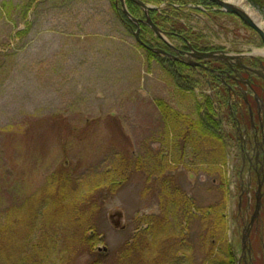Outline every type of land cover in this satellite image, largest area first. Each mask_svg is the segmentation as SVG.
I'll use <instances>...</instances> for the list:
<instances>
[{
	"label": "rangeland",
	"instance_id": "1",
	"mask_svg": "<svg viewBox=\"0 0 264 264\" xmlns=\"http://www.w3.org/2000/svg\"><path fill=\"white\" fill-rule=\"evenodd\" d=\"M246 1L264 21V0H259L261 7ZM207 13L201 8L181 20L202 35L203 44L238 52L264 50L261 37L240 18ZM194 74L203 81L209 78L199 69ZM209 82L212 86L203 84V93L215 96L209 88L219 84L213 78ZM201 90L183 91L156 59H149L109 0H0V235L6 238V218L15 222L21 205L22 217H27V201L64 172L69 191L77 190L79 182L104 177L103 187L92 195L97 236L93 252L80 249L67 255L60 249L50 264L62 259L66 264L220 261V248L241 212L239 197H246L238 190L243 145L231 134L226 164L215 161L214 138L181 122L168 132L158 106L161 99L196 123L204 101ZM218 101L216 111L229 118L227 105L234 101L224 93ZM226 127L232 129V123ZM174 153L178 161L171 160ZM156 165L165 167L162 177ZM164 180L181 187L202 211L190 212L186 220L184 206L177 208L170 227L161 228ZM220 203L228 223L219 234ZM146 219L154 221L151 235L141 234L148 227ZM234 225L236 234L238 223ZM48 230L60 231L56 226ZM33 233L38 236L37 229ZM256 238L257 264H263L262 242ZM6 246L0 263L6 259ZM98 246L107 251L98 252Z\"/></svg>",
	"mask_w": 264,
	"mask_h": 264
},
{
	"label": "trees",
	"instance_id": "2",
	"mask_svg": "<svg viewBox=\"0 0 264 264\" xmlns=\"http://www.w3.org/2000/svg\"><path fill=\"white\" fill-rule=\"evenodd\" d=\"M112 3V8L115 14L119 17L121 25L130 33L134 34V31L138 29L137 25L127 17L121 7L118 0H109ZM148 4L155 6H161L165 4L160 10H152L150 15L160 28L165 30L171 39H179L183 41L179 36L182 34L187 37L194 45L201 49L208 50L209 46L203 44L202 35L196 33L181 22L182 18L191 17L192 11H201L200 6L212 7L216 6L215 3H211L209 0H143ZM254 5L261 7L259 0H250ZM192 4V7H188ZM127 6L134 18L141 21L146 20V13L144 9L138 5L135 1L127 0ZM264 8V5H262ZM219 11H214L213 13H218ZM141 25V38L147 43L164 48L165 43L158 37L153 38V30L144 22ZM26 32V31H25ZM157 42L156 44H153ZM147 56L149 59H156L164 69L174 77L175 82L183 91H190L195 89L196 76L194 74V69L181 61H173L168 57H164L159 54H155L151 51H147ZM200 81L202 84L206 85L207 82ZM203 85V86H204ZM158 106L163 114L167 113L168 103L163 100H158ZM228 106V105H227ZM199 121L196 124V131L203 135V137L209 135L213 139V143L217 146L218 158L215 159L219 161L225 160V153L228 147L227 139L224 135L223 124L220 121L219 113L216 111V106L213 101L207 97L204 99L203 103L199 106ZM183 116V115H179ZM193 121V120H192ZM225 149V150H224ZM225 151V152H224ZM164 157V156H163ZM222 157V159H221ZM218 163V162H217ZM164 166V165H163ZM165 167H158L156 165L155 171H158L159 177H162ZM111 169L108 170L110 172ZM64 173V172H63ZM61 173L59 176L50 178L42 190L35 196L31 197L26 205L23 212L26 211L27 217H22L21 207H18L17 216L15 222H12L10 218H6V238L0 235V252L2 250V245L8 243L6 246L7 253L6 259L0 264H50V259L53 253L61 249L63 253L73 252L77 253L80 249L93 252L95 246V240L97 236V230L94 224V210L97 207L95 201L92 197L95 192L103 187L105 183L104 177L99 180H93L92 178L85 180L84 182L78 183V189L75 191H69V182L66 177ZM107 176L113 178L112 173H107ZM114 182V181H113ZM112 182V183H113ZM165 186L161 191L160 204L163 206V210H178L184 206V218L189 219L190 208L195 206L194 202L188 199L182 193L172 190L168 187V181L164 180L162 182ZM93 195V196H92ZM91 201V206L88 209L87 203ZM182 203V204H181ZM224 204V203H223ZM219 205L218 211V221L215 226L217 233H221L225 225L227 226V213L222 211V204ZM225 205V204H224ZM196 209V207H194ZM187 209V210H186ZM224 209V208H223ZM200 208L196 209V214L201 212ZM225 214L226 218L224 217ZM170 215L164 214V218L160 221V227L163 229L170 227L169 220H172ZM49 223L57 226L63 230V233L68 234L69 238L67 240H56L53 236L59 235L57 233L50 232L48 230ZM147 228L143 229L141 234H150L149 231L152 229L154 221L151 219L147 221ZM151 224V225H149ZM14 225V228L12 227ZM36 227L38 231V236H33L34 229ZM31 228L25 236L22 235L23 231ZM228 229V227H227ZM224 231V230H223ZM213 232V231H212ZM214 233V232H213ZM33 236V237H32ZM139 236V235H138ZM32 237V238H31ZM214 237V236H212ZM139 237L134 238V241ZM135 241V242H136ZM214 241V240H213ZM129 249H132V245H129ZM222 249V254H220V261L214 259L215 264H236L235 251L229 246L227 240L224 241V246ZM147 250L146 255L149 252V246L145 248ZM76 251V252H75ZM1 254V253H0ZM146 255H143L146 257ZM67 259H62L61 264H66ZM170 261L169 264H171ZM213 262V264H214ZM56 264V260L53 261Z\"/></svg>",
	"mask_w": 264,
	"mask_h": 264
},
{
	"label": "flooded vegetation",
	"instance_id": "3",
	"mask_svg": "<svg viewBox=\"0 0 264 264\" xmlns=\"http://www.w3.org/2000/svg\"><path fill=\"white\" fill-rule=\"evenodd\" d=\"M165 48L178 55L179 60L184 63L192 60L188 54H185L190 51L186 43L174 47L165 44ZM201 63L212 69L210 71L196 67L199 72L203 71L209 76L208 81L210 78L215 79L217 83L218 80L221 81L233 94L229 97L227 92L229 101H234L233 105H230V119L236 125V129L233 130L235 140L243 145L238 153L241 161L240 177H242L238 189L246 196V201H242L244 208L241 209L239 216L241 215L246 239L247 235L251 238V243L246 245L249 259L246 255L243 256L242 261L241 257H238V263L257 264L258 257L253 238L257 236L256 239L261 240L264 245V86L259 83V81L264 83V59L236 58L228 62V65L211 60ZM252 92L258 93V100ZM251 100L255 101L254 106L249 105Z\"/></svg>",
	"mask_w": 264,
	"mask_h": 264
},
{
	"label": "bare ground",
	"instance_id": "4",
	"mask_svg": "<svg viewBox=\"0 0 264 264\" xmlns=\"http://www.w3.org/2000/svg\"><path fill=\"white\" fill-rule=\"evenodd\" d=\"M227 1L230 2V3H232L233 5H235V6H237V7L242 8V9H243L246 13H248L252 18H254V19L258 22V24L261 26V28L264 30V21L262 20L261 15H260L259 13H257V11H256L255 9H253V8L251 7V5H250L246 0H227ZM206 8H207V11H210V13H208V14H213L214 11L217 12L218 10H221V9H216V10H214L210 5H208V7H206ZM221 11H223V10H221ZM226 13H228V12H226ZM151 18H152V17H151ZM156 25H157V24H156ZM142 40H143V39H142ZM143 41H144V40H143ZM144 42H146V41H144ZM146 43H147V42H146ZM263 44H264V43H263ZM220 51H223V52H224L225 54H227V55H229V54H235V55H236V58H239V59H243V58H245V57H249V58H258V59H260V60H263V59H264V50H259V51L257 50V51H254V53H255L256 55H251V56H242V55H241L242 52L232 51V50L227 49V48H221ZM227 59H229V58H225L224 60H227ZM229 60H232V58H230ZM202 78H203L202 75H198V76L195 78V80H196V83H195V85H196V86H195V89H194V90H190V91H195V90L198 89V88L202 89V90L200 91V93L204 96V99H207V97L210 98V99L213 101V104H215V103L219 104V103H220V101H218V100L221 98V93H224L225 96H227V97H228V93H227V92H229V97H231V95H233L232 92L230 91L231 89L227 88L226 84H223V83H222L221 81H219V80H218V83H217V84H219L218 87H217V89H215L214 87L209 88V89L211 90L210 92H214V91L216 92V93H215V96H213V95H211V94H208V93H203V92H205V91H203L204 86H203L202 82L200 81ZM206 82H207V85H211L210 82H209L208 80H206ZM259 83H260L262 86H264V83H262L261 81H259ZM211 86H212V85H211ZM252 93H254V95H255L256 98H259V95H258L257 92H252ZM259 93H260V92H259ZM238 100H239V99H238ZM254 104H255V101L252 100V101L250 102L249 105L254 106ZM168 105H169V107L166 109L168 115H166V113H164V112H163V114H162V115H163V118H164L165 121H166V125H167V127H168V132H171V133H172V131H173V132L176 131L179 122L184 123V126L187 127V128L194 129V130L196 129V128H195V127H196V124L193 123L192 119L190 118V116H189L188 114H185V113L181 112L179 109L175 108L174 106H172V105H170V104H168ZM227 109H228V111H229V118H227L226 115H223L224 117H223V116H220V114H219V118H220V121H221L222 124H223V130H224V122H225V128H226V130L224 131V135H225L226 139L228 140L229 138H231V134H232L233 136L235 135L234 132H233V130L236 129V125L233 124L232 121H231V119H230V111H231L230 107L227 106ZM217 112H218V111H217ZM218 113H219V112H218ZM180 114L183 115V116H179ZM171 121L175 122V124H172ZM227 122H231V123H232V129H231V128L228 129V128L226 127ZM196 123H198V122H196ZM226 153H227V152H226ZM226 153H225V160H227V155H226ZM166 154H168V153H166ZM171 155H173V158H174V159H171L172 161H178V160H179V156H178V158H177L175 153H174V154H170V156H171ZM168 158H169V156H168ZM166 159H167V157H166ZM169 159H170V158H169ZM167 160H168V159H167ZM225 160H224V162H225ZM210 163H212V162H210ZM225 164H226V162L224 163V165H225ZM223 168H224V167H223ZM227 170H228V172H230V170H231V169H230V165H229L228 162H227ZM171 182H172V180L168 181V187H169L170 189L182 193V194L185 195L188 199L191 200V197H189L181 187H179L178 185H173V187L170 186V183H171ZM10 190H11V189H10ZM10 190H9V191H10ZM232 190H233V188L231 189V191H232ZM11 193H12V192H11ZM191 201H192V200H191ZM186 210H187V209H186ZM177 211H178V210L174 211V210L168 209V210H164V214H166V215H170V216H174V215H176ZM195 211H196V210H195L194 206H191L189 212L192 213V212H195ZM183 212H184V210H183ZM183 214H184V213H183ZM49 226H54V225L51 224V223H49L48 227H49ZM56 227H57V226H56ZM57 228H58V227H57ZM59 229H60V228H59ZM53 233H57V234H59V235H55V236H53L56 240H67V238H69V235L63 233V230H62V229H60V231H58V232H53ZM227 243H228L229 246L231 247L232 252H233V250H234L235 252H245V251H246V245H245V243H243L241 240H239L238 237H237L234 233L231 234V235L229 234V236L227 235Z\"/></svg>",
	"mask_w": 264,
	"mask_h": 264
},
{
	"label": "water",
	"instance_id": "5",
	"mask_svg": "<svg viewBox=\"0 0 264 264\" xmlns=\"http://www.w3.org/2000/svg\"><path fill=\"white\" fill-rule=\"evenodd\" d=\"M122 1V8L123 11L125 12V14L131 19L133 20L138 26L140 23V20L134 18L132 16V14L129 12L127 6H126V1L125 0H121ZM135 1L137 4H139L145 11H146V23L153 29V31L155 32V34L164 39L168 44L170 42H168V40L165 38V33L162 29H160V27H158L154 21L152 20L151 16H150V11L152 9H156L153 6L148 5L147 3H145L142 0H133ZM211 2L216 3L218 6H220L221 10L229 12V13H233L235 15H237L239 18L242 19V21H244L245 24H247L248 26H250L251 28H253L262 38L263 42H264V30L261 28V26L258 24V22L252 18L248 13H246L242 8L237 7L235 5H233L230 2H227L226 0H209ZM135 37L136 40L143 46H145L146 48L156 52V53H160V54H164L167 56H170L174 59H177V56H174L170 53H168L167 51L160 49V48H153L151 46H149L146 42H144L142 40V38L140 37V26L138 28L137 31H135ZM190 48H191V52H189V55L193 58L196 59H200V60H204V59H223L224 57H226L223 51H212V52H203V51H198L196 50L191 44H189ZM192 66H202L201 62H191L189 63ZM100 251L102 252H106L107 248L100 246L98 248Z\"/></svg>",
	"mask_w": 264,
	"mask_h": 264
}]
</instances>
